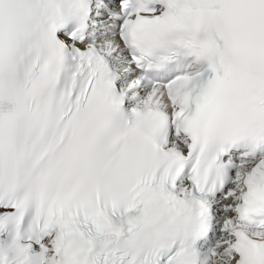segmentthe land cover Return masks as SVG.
<instances>
[{"label": "snow or ice", "instance_id": "1", "mask_svg": "<svg viewBox=\"0 0 264 264\" xmlns=\"http://www.w3.org/2000/svg\"><path fill=\"white\" fill-rule=\"evenodd\" d=\"M0 264H264V0H0Z\"/></svg>", "mask_w": 264, "mask_h": 264}]
</instances>
